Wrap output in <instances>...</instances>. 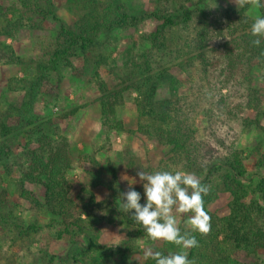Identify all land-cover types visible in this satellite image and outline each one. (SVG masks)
<instances>
[{"label":"trees","instance_id":"obj_1","mask_svg":"<svg viewBox=\"0 0 264 264\" xmlns=\"http://www.w3.org/2000/svg\"><path fill=\"white\" fill-rule=\"evenodd\" d=\"M56 1L60 0H0V66L23 63L7 43L17 39L23 27L36 30L47 21L57 25L37 73L9 87L24 93L21 103L0 98V250L8 244L24 251L18 261L7 259L8 264H122L139 251L140 241L156 244L131 214L119 210L120 195L128 190L122 191L114 174L106 182L100 163L94 161L100 169L88 172L91 181L71 198L75 190L71 174L82 170L90 157L77 158L53 115L38 116L35 105L41 98L55 106L60 103L64 69L75 76L84 73L74 67L76 59H83L87 70L93 69L99 92L94 104L101 109L103 127L109 132L140 134L165 149L158 166L138 167L135 150L126 145L122 162L128 170H181L195 174L208 186L203 199L211 229L206 236L196 235L198 247L187 250L189 260L193 264H239L234 255L243 252L249 258L258 256L256 264H264V155L257 165L262 171L250 174L248 156L241 147L243 135L253 130L264 135V41L254 46L250 31L255 19L264 17L262 1L254 16L252 7L238 9L232 0H153L150 10L127 6L125 0H63L76 18L72 25L59 17ZM146 21L156 24L142 37L149 48L137 58L128 56L122 71L118 66L108 70L118 81L110 86L99 70L109 69L117 60L114 52L109 55L100 50L102 36L111 39L113 32L137 29ZM175 68L184 79L176 76ZM185 83L190 87L183 94ZM161 87L169 90L168 97H159ZM134 93L136 97H132ZM125 96L133 98L135 131L126 129L118 117ZM76 111L71 109L62 118ZM247 111L256 112V118H249ZM109 166L112 171L113 165ZM29 185L42 195L28 189ZM9 186L31 205L33 219H25V210L10 201ZM99 186L108 190L100 202L93 192ZM135 191L144 205L143 185ZM221 195H228L227 212H212L210 207ZM95 208L118 216L132 228L119 249L100 243L98 226L106 216L96 215ZM42 216L48 218L45 223ZM178 227L185 230L184 223ZM44 236L51 241L65 240L67 253L57 255L46 247L32 251L33 244ZM160 243L153 251L164 255L179 251L174 245ZM143 264L155 261L147 258Z\"/></svg>","mask_w":264,"mask_h":264},{"label":"rangeland","instance_id":"obj_2","mask_svg":"<svg viewBox=\"0 0 264 264\" xmlns=\"http://www.w3.org/2000/svg\"><path fill=\"white\" fill-rule=\"evenodd\" d=\"M152 1L153 0H125V4L130 7L150 10L154 6V2ZM261 1L264 4V0ZM56 4L59 17L65 23L72 25L76 21V18L67 4L63 0L56 1ZM258 11L259 8H251L250 14L258 16ZM42 23V28L39 27L36 30L23 27L18 33L17 39L7 40V43L12 45L17 54L23 59V63L21 65L0 66V98L6 97L9 102H18L17 105L21 103L24 93L11 91L9 87H15L23 79L33 78L32 75L37 73V64L39 60L43 58L46 59L44 51L50 48L57 25L52 21ZM155 27V23L146 21L137 29L117 30L113 32L111 34V39H109L107 35L102 36L104 45H102L100 50L109 53V55L114 52L113 59L117 60L116 64L112 61L109 69L101 67L99 70L102 77L110 86H114V80L116 82L118 81L113 73H110L108 70L114 66H118V69L122 71L126 60L131 58V56H136L137 58L148 49L149 44L145 42L142 37L155 29ZM130 49L131 54L128 55ZM73 62L77 71L83 70L84 73L81 76L79 73L75 76L71 73L70 69H64L63 74L65 78L60 87V103L55 106L49 104L46 99L41 98L35 105V114L38 116L45 117L53 115L52 117L55 119L54 124L57 127L59 126V132L68 138L73 147L74 155L77 158H82L86 155L90 157V159L83 164L82 170L71 174V180L75 183V190L72 192L71 198L75 199L80 189L91 181L88 172L98 171L100 169L96 166L94 161L102 165L103 179L106 182H109L114 174L118 178L120 188L122 191H125L129 189L128 180L122 178L125 176V179L129 178L137 181V183L132 186L134 190L140 189L141 183L139 182L137 169L128 170L122 162L123 148L126 145L133 147L139 158L138 167L144 165L156 167L159 165L160 161L165 158L164 147L147 141V139L140 134L133 135L127 132L117 131L109 132L104 128L101 120V109L98 104H94L99 92L96 82L92 78L93 69L87 70L85 68L86 66H84L83 59H76L75 61L73 60ZM174 71L176 76L181 79L185 78L177 68H175ZM53 77H55V75ZM54 81H56V78ZM257 83L262 85L263 82L256 81V84ZM53 85L57 87L54 82ZM189 87V83H185L181 89V93H187ZM158 95L160 98H166L169 96V90L166 87H161L158 90ZM136 96L137 94L134 93L132 97ZM132 99L133 98L129 96H125L124 102L118 107L117 113L118 117L123 121L125 128L135 131L138 127V122ZM88 103L90 104L88 107L81 109V107ZM71 109H77L76 114L63 119V114L68 113ZM245 114L251 119H255L257 115L254 111H247ZM58 117L60 121H58ZM260 143L263 145H261V151H258L257 149ZM103 144L106 145L105 149L102 148ZM241 147L245 149L248 156L246 162L248 172L253 174L262 171L257 165L264 155V135L255 130L243 135L241 137ZM21 149L22 148L19 147L16 151L20 152ZM92 157L95 159L92 160ZM109 164L113 165L112 171ZM12 189L13 187L9 186V190L11 191L9 194L10 201L14 204H19L25 210V219H33L35 211L31 210V205L27 201L18 198L17 195L14 194L15 192L13 193ZM28 189L42 195L36 186L29 185ZM93 192L98 202L105 200L108 195L107 188L102 186L95 188ZM228 202V195H221L210 207V210L220 214L226 213ZM94 213L99 217L106 216L105 220L103 219L100 221L98 226L101 231L100 243L108 249H119L126 240L128 231L132 228L122 222L118 216H113L111 214L107 215V211L95 208ZM85 217L86 216H84V218ZM187 218L186 215H178V226L180 223H184ZM40 220L42 223H45L48 218L42 216ZM68 246L65 240L51 241L44 236L39 243L36 242L33 244L32 251L36 252L38 249L46 247L51 253L63 256L67 253ZM156 247H161V243L147 244L140 241L139 251L132 255L127 262H123L122 264H143L147 260L144 252L148 249L153 250ZM263 253L264 252L261 253V256L264 258ZM21 255H24L23 250L21 253L19 248H10L7 244L3 250H0V264H8L7 259L9 258L18 261ZM116 258L119 260L118 256ZM257 258L258 256L249 258L243 252H238V254L234 255L235 262L239 264H244L245 262L256 264Z\"/></svg>","mask_w":264,"mask_h":264},{"label":"clouds","instance_id":"obj_3","mask_svg":"<svg viewBox=\"0 0 264 264\" xmlns=\"http://www.w3.org/2000/svg\"><path fill=\"white\" fill-rule=\"evenodd\" d=\"M239 8L246 6L260 8L261 0H232ZM251 43L259 47L264 41V17H257L251 25ZM139 182L143 185L146 203L142 205L141 194L133 189L135 179H125L129 189L121 193L122 213L131 214V218L140 225L147 238L152 242H165L176 246L179 251L167 255L148 249L145 258H151L155 264H193L187 250L198 247L196 235L206 236L211 229L210 216L204 210V196L209 188L202 185L199 178L192 173L181 170L137 172ZM186 215L184 231L178 227L177 216Z\"/></svg>","mask_w":264,"mask_h":264}]
</instances>
